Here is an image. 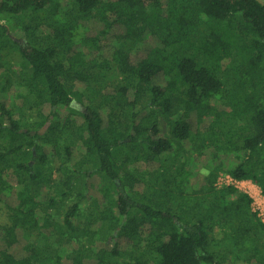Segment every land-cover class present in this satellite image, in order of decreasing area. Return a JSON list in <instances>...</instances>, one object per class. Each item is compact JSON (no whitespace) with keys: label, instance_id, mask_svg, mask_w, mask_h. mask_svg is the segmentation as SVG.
Returning a JSON list of instances; mask_svg holds the SVG:
<instances>
[{"label":"trees","instance_id":"1","mask_svg":"<svg viewBox=\"0 0 264 264\" xmlns=\"http://www.w3.org/2000/svg\"><path fill=\"white\" fill-rule=\"evenodd\" d=\"M221 173L264 196V0H0V264H264Z\"/></svg>","mask_w":264,"mask_h":264},{"label":"built area","instance_id":"2","mask_svg":"<svg viewBox=\"0 0 264 264\" xmlns=\"http://www.w3.org/2000/svg\"><path fill=\"white\" fill-rule=\"evenodd\" d=\"M216 185L217 187L234 186L235 188H238L239 190H243L244 193H247L249 196L251 195L253 199L255 200V202H253L255 205V208L253 205L252 210L257 214V217L259 218V220L264 224V196L262 195L261 190H259V193L257 194L261 197V199H258V196H255V194L253 196L251 185H254V186L256 185L252 181L250 180L239 181L237 179H234L229 174L221 173L217 179Z\"/></svg>","mask_w":264,"mask_h":264},{"label":"rangeland","instance_id":"3","mask_svg":"<svg viewBox=\"0 0 264 264\" xmlns=\"http://www.w3.org/2000/svg\"><path fill=\"white\" fill-rule=\"evenodd\" d=\"M231 60H224L223 62V67H226L229 65ZM13 95L10 94L8 97H7V101L10 102L11 99H12ZM17 103H20V100H16ZM251 188H252V191H253V196L255 194V196H258V199H261V197L259 195H257L259 193V190L260 188L257 187V186H254V185H251ZM242 192H244L243 190H241ZM93 193V192H92ZM251 196V195H250ZM94 198L97 199V196H94ZM251 198L253 199V197L251 196ZM253 202H255V200L253 199ZM252 202V208H253V205L254 203ZM254 208H255V205H254ZM255 210V209H254ZM7 222V215H6V211L4 209V204L2 203V201L0 200V226H3L4 224H6ZM35 236H37V234H35ZM4 244L2 243V240L0 238V248H3ZM11 251L13 252L14 249ZM237 264H244V263H241V262H238Z\"/></svg>","mask_w":264,"mask_h":264},{"label":"water","instance_id":"4","mask_svg":"<svg viewBox=\"0 0 264 264\" xmlns=\"http://www.w3.org/2000/svg\"><path fill=\"white\" fill-rule=\"evenodd\" d=\"M48 126H49V123L46 124L45 128H48Z\"/></svg>","mask_w":264,"mask_h":264}]
</instances>
